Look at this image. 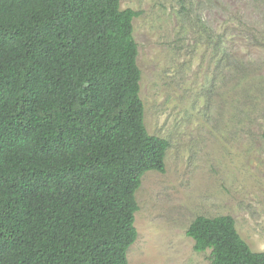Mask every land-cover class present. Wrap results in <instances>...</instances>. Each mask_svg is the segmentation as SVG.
<instances>
[{"label":"trees","instance_id":"16d2710c","mask_svg":"<svg viewBox=\"0 0 264 264\" xmlns=\"http://www.w3.org/2000/svg\"><path fill=\"white\" fill-rule=\"evenodd\" d=\"M137 14L120 0H0V264H128L135 193L169 146L144 122ZM185 234L210 264H264L229 215Z\"/></svg>","mask_w":264,"mask_h":264},{"label":"rangeland","instance_id":"374dc122","mask_svg":"<svg viewBox=\"0 0 264 264\" xmlns=\"http://www.w3.org/2000/svg\"><path fill=\"white\" fill-rule=\"evenodd\" d=\"M133 36L151 135L164 172L135 193L128 264H210L185 234L197 216L229 215L264 252V0H120Z\"/></svg>","mask_w":264,"mask_h":264}]
</instances>
